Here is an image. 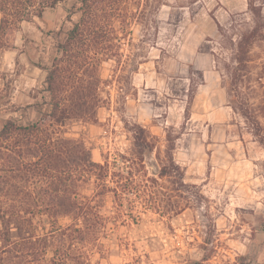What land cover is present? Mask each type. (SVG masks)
<instances>
[{"label": "rangeland", "instance_id": "rangeland-1", "mask_svg": "<svg viewBox=\"0 0 264 264\" xmlns=\"http://www.w3.org/2000/svg\"><path fill=\"white\" fill-rule=\"evenodd\" d=\"M74 1L0 34V128L10 117H43L45 67L62 56L57 43ZM134 1L129 30L116 22L111 42L119 47L101 63L95 118L64 129L103 162L119 153L137 156L134 125L143 126L154 150L138 156L163 186L161 210L148 206L135 220L116 221L108 194L101 211L112 220L74 254L83 264H264V145L253 133L254 118L264 133V39L243 48L246 66L237 62L243 35L254 27L264 33V0ZM1 18L0 12V24ZM168 148L182 182L158 174ZM13 222L20 230L10 242L0 222V264H33L27 222ZM54 256L49 250L36 264H54Z\"/></svg>", "mask_w": 264, "mask_h": 264}, {"label": "trees", "instance_id": "trees-1", "mask_svg": "<svg viewBox=\"0 0 264 264\" xmlns=\"http://www.w3.org/2000/svg\"><path fill=\"white\" fill-rule=\"evenodd\" d=\"M66 1L0 0V34H13L23 21L41 17L47 9ZM130 1H74L67 14L70 26L65 30V39L57 43L62 56L45 67L44 91L49 101L43 117L28 123L10 117L0 128L2 239L10 242L20 230L19 226H15L17 230L11 226L12 221H26L28 255L33 264L45 258L49 250L54 251L55 256L50 259L54 264H83L74 250L78 243L96 240L108 227L112 219L101 211V202L108 194L116 205V221L127 216L135 220L141 208L148 206L161 210L163 186L149 175L144 159L138 156L154 150L143 126L134 125L137 156L119 153L112 159L107 156L103 162L94 161L90 148L68 136L64 129L71 121L95 118L103 82L99 69L113 48L119 47L111 42L116 22L128 31L130 20L136 15L134 9H129ZM158 1L160 5L164 3ZM140 13L141 17H148L146 8ZM76 14L78 17L74 19ZM258 38L264 39V33L256 27L243 35L238 43L239 66H246L248 50L245 52L243 48ZM91 102L94 106L89 108ZM253 120L256 126L253 133L264 145L262 127L257 119ZM170 150L167 149L168 162L161 165L158 174L182 182L183 172L169 155ZM63 218L68 220L64 224L60 222ZM210 252L202 259H208Z\"/></svg>", "mask_w": 264, "mask_h": 264}]
</instances>
